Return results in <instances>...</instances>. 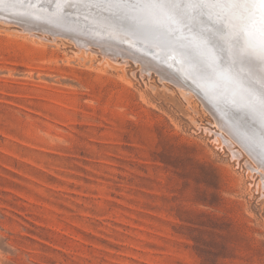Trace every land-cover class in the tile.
I'll return each mask as SVG.
<instances>
[{
    "label": "rangeland",
    "instance_id": "obj_1",
    "mask_svg": "<svg viewBox=\"0 0 264 264\" xmlns=\"http://www.w3.org/2000/svg\"><path fill=\"white\" fill-rule=\"evenodd\" d=\"M10 20L0 264H264V177L200 93Z\"/></svg>",
    "mask_w": 264,
    "mask_h": 264
},
{
    "label": "bare ground",
    "instance_id": "obj_2",
    "mask_svg": "<svg viewBox=\"0 0 264 264\" xmlns=\"http://www.w3.org/2000/svg\"><path fill=\"white\" fill-rule=\"evenodd\" d=\"M109 5L110 0H0V16L3 22L4 18L7 21L11 19V22L15 20L23 29L49 32L55 37L61 33L69 34L79 47L80 44L88 45L90 49L92 44H96L107 57L114 58L117 54L126 56L129 51L139 57L144 65L142 69L150 64L165 78L183 82L178 83L181 87L195 89L201 94L199 98L211 110L218 125L223 127L229 139L247 152L264 177V124L254 120L242 107L247 92L255 90L259 93L264 88V63L256 57L236 55L239 42L235 41L236 30L233 26L227 21L221 23L213 15L215 27H212L207 16L202 19L199 15H193L187 20V26L179 27L171 37V42L167 37L165 42L169 43L171 51L167 49L168 53H164L166 48L159 45L163 37H154L152 41L139 38L132 29L127 28L126 20L120 18ZM209 28L211 31H206ZM201 32H205L202 39L215 44L212 50L217 62H221L219 55L224 59L221 67L228 74V80L223 88L211 86L192 60V56L198 53L195 45L201 39ZM249 33L247 39L256 47L264 42V26L258 20L249 25ZM87 40L93 42L88 43ZM125 50L126 54L123 53ZM169 54H174L178 59ZM180 54L185 56L186 61ZM225 65L241 78L242 83L234 81V76L226 70Z\"/></svg>",
    "mask_w": 264,
    "mask_h": 264
},
{
    "label": "snow or ice",
    "instance_id": "obj_3",
    "mask_svg": "<svg viewBox=\"0 0 264 264\" xmlns=\"http://www.w3.org/2000/svg\"><path fill=\"white\" fill-rule=\"evenodd\" d=\"M122 19L129 22V27L141 33H159L173 37L180 26H187V20L193 15L202 19L207 16L212 23V16L223 23L227 21L236 30L235 41L239 42L236 55L256 57L264 63V42L256 47L247 37L249 25L258 22L264 26V0H110L109 5ZM206 31L210 32L211 29ZM195 47L198 53L192 56L201 74L211 86L223 88L228 74L217 62L213 52L215 44L202 39ZM242 107L254 120L264 124V88L259 93L247 92Z\"/></svg>",
    "mask_w": 264,
    "mask_h": 264
},
{
    "label": "water",
    "instance_id": "obj_4",
    "mask_svg": "<svg viewBox=\"0 0 264 264\" xmlns=\"http://www.w3.org/2000/svg\"><path fill=\"white\" fill-rule=\"evenodd\" d=\"M126 26H127V28L129 29H132L131 27H129V22L128 21H126ZM133 30V29H132ZM134 31V33H136L135 35H137L139 38L141 37V38H145V39H147V40H150V41H152V39L154 38V37H163V39L164 40H162L160 43H159V45L162 47V48H166V50L168 49V50H170V48H169V43H166L165 42V40L167 41V36H164V35H162V34H160L159 35V33H147L148 35H146V34H144V33H141V32H138V31H135V30H133ZM134 35V34H133ZM169 38V37H168ZM171 39L172 38H169L168 39V41H170L171 42ZM175 45L177 46L178 44L177 43H175ZM171 47H174V45L173 44H171ZM180 47L179 46H177V49H179ZM171 51V50H170ZM180 57H182V59H183V61L185 60L186 61V58H185V56L184 55H182V54H180ZM219 59L221 60V62L224 60L223 59V57H222V55H219ZM226 66V65H225ZM228 66H226L225 68H226V70H229V67L227 68ZM229 73L232 75V76H234V81L236 82V83H242L241 82V78L239 77V76H237V75H234L233 73H232V71H230L229 70ZM255 91V90H254ZM253 91V92H254ZM256 93H258L257 91H255Z\"/></svg>",
    "mask_w": 264,
    "mask_h": 264
}]
</instances>
